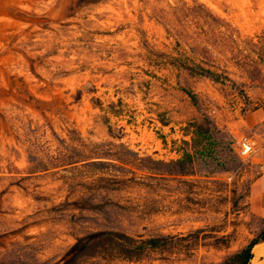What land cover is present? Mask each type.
<instances>
[{"label": "rangeland", "instance_id": "obj_1", "mask_svg": "<svg viewBox=\"0 0 264 264\" xmlns=\"http://www.w3.org/2000/svg\"><path fill=\"white\" fill-rule=\"evenodd\" d=\"M82 1L0 0V264H59L96 232L197 230L189 258L141 264H221L264 229L262 168L236 152L264 129V0Z\"/></svg>", "mask_w": 264, "mask_h": 264}, {"label": "trees", "instance_id": "obj_2", "mask_svg": "<svg viewBox=\"0 0 264 264\" xmlns=\"http://www.w3.org/2000/svg\"><path fill=\"white\" fill-rule=\"evenodd\" d=\"M98 1L83 0L82 2L83 4H96ZM187 69L195 76L206 78L214 83L230 82L223 73L214 72L200 65ZM182 91L194 105L197 104L196 95L192 91L188 89H182ZM193 142L200 146L199 156L202 157L210 156L218 144L208 129L199 126L194 127ZM172 164L180 165L177 171L179 176H188V170L193 164V154L187 150H181L180 158ZM199 234L200 231L197 230L186 235L143 238L119 231L96 232L77 239L59 264H80L83 260H92V264H141L144 258L151 253L158 254L160 256L158 260L164 263L179 257L187 259L199 246ZM260 243H264V229L244 248L230 255L221 264H250L253 258L252 249Z\"/></svg>", "mask_w": 264, "mask_h": 264}, {"label": "crops", "instance_id": "obj_3", "mask_svg": "<svg viewBox=\"0 0 264 264\" xmlns=\"http://www.w3.org/2000/svg\"><path fill=\"white\" fill-rule=\"evenodd\" d=\"M253 116L258 121V123H260L264 127V107L256 110L253 113ZM258 133H259L258 139L253 140V142L256 145V158L258 164H260L262 168V173L256 182L258 190H257V194L255 195L256 198L253 201V207L256 210L258 216L264 221V129L262 131H259ZM253 249H252V255H253ZM253 259H254V255L252 260L250 261V264L253 261ZM258 260L260 263L264 264V255H261Z\"/></svg>", "mask_w": 264, "mask_h": 264}, {"label": "built area", "instance_id": "obj_4", "mask_svg": "<svg viewBox=\"0 0 264 264\" xmlns=\"http://www.w3.org/2000/svg\"><path fill=\"white\" fill-rule=\"evenodd\" d=\"M237 156L241 159H246L251 157L256 152V145L253 141L242 138L237 141Z\"/></svg>", "mask_w": 264, "mask_h": 264}, {"label": "bare ground", "instance_id": "obj_5", "mask_svg": "<svg viewBox=\"0 0 264 264\" xmlns=\"http://www.w3.org/2000/svg\"><path fill=\"white\" fill-rule=\"evenodd\" d=\"M253 255H254V259L251 262V264H262L259 262V257L261 255H264V243H260L257 246L254 247L253 249Z\"/></svg>", "mask_w": 264, "mask_h": 264}]
</instances>
